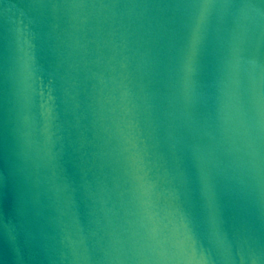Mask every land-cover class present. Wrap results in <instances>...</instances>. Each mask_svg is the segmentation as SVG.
Instances as JSON below:
<instances>
[{"label":"water","instance_id":"95a60500","mask_svg":"<svg viewBox=\"0 0 264 264\" xmlns=\"http://www.w3.org/2000/svg\"><path fill=\"white\" fill-rule=\"evenodd\" d=\"M0 264H264V0H0Z\"/></svg>","mask_w":264,"mask_h":264}]
</instances>
